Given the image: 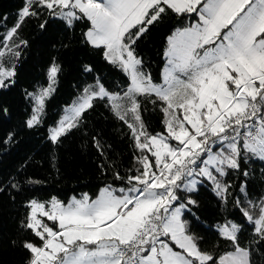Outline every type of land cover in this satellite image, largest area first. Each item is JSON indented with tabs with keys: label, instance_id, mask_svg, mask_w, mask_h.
I'll use <instances>...</instances> for the list:
<instances>
[{
	"label": "snow or ice",
	"instance_id": "snow-or-ice-1",
	"mask_svg": "<svg viewBox=\"0 0 264 264\" xmlns=\"http://www.w3.org/2000/svg\"><path fill=\"white\" fill-rule=\"evenodd\" d=\"M39 8L68 26L86 20L85 42L102 50L128 78L121 92L109 91L99 78L87 84L51 128V142L58 144L78 128L94 101L107 100L127 123L140 154L133 174L114 172L126 187L106 185L95 199L84 194L67 203L55 196L28 201L21 226L40 243L22 241L29 253L26 264H255L257 246H264V197L259 203L247 200L241 186L248 206L240 207L239 198L235 203L253 226V239L242 246L243 225L226 222L220 235L232 250L217 257L200 247L201 238L184 218L197 201L189 195L182 202L180 193L196 192L203 178L226 200L231 185L223 178L230 171L247 176L242 165L251 158L264 161V0H25L16 24L3 36L0 88L15 83V63L6 66L5 58L20 57L27 41L18 30L25 19L39 15ZM169 14H195L196 20L166 37V61L157 83L136 45ZM61 70L54 61L48 86L28 93L35 100L29 128L42 123ZM84 71L91 72V66ZM145 99L159 107L164 132L148 131ZM96 146L103 151L98 141ZM256 208L253 214L250 209Z\"/></svg>",
	"mask_w": 264,
	"mask_h": 264
},
{
	"label": "trees",
	"instance_id": "trees-1",
	"mask_svg": "<svg viewBox=\"0 0 264 264\" xmlns=\"http://www.w3.org/2000/svg\"><path fill=\"white\" fill-rule=\"evenodd\" d=\"M24 4L25 0H0V47L4 33L16 24ZM37 11L39 15L25 19L18 30L19 38L27 41V46L21 45L20 57L5 58L6 66L15 63V83L0 88V188L4 189L0 192V264H26L29 253L21 246L22 241L40 243L30 230L21 226L28 212V201H48L55 196L67 203L73 195L87 194L95 198L109 184L126 187V182L114 178V172L118 171L121 176L133 174L131 170L138 167L136 156L140 154L127 123L118 119L107 100L94 101V107L85 113L78 128L62 137L58 144L51 142L49 129L87 84L99 78L109 91L121 92L127 88L128 78L104 58L102 50L85 42L86 20L68 26L46 8ZM195 20V14L190 17L169 14L137 42L136 52L155 82H161L165 66L166 37L175 27ZM45 21L47 24L41 28ZM54 61L62 69L56 90L46 100L42 123L29 128L26 121L33 114V100L28 93L48 85V69ZM85 66H91L92 71L85 72ZM142 107L148 131L164 132L159 107L146 99ZM242 168L248 172L247 176L241 171H230L223 178L231 185L226 200L203 178L196 192L180 193L182 202L189 195L197 201L196 206H189L184 218L189 222L190 231L201 238L200 247L217 257L232 250L230 242L220 235L218 225L242 224V246L253 239V226L235 202L239 198L240 207H247V200L259 203L264 197V161L251 158ZM242 185L246 188L247 200L241 193ZM250 211L258 214V208ZM257 247L259 252L254 253L253 260L255 264H264V255H261L264 246Z\"/></svg>",
	"mask_w": 264,
	"mask_h": 264
},
{
	"label": "rangeland",
	"instance_id": "rangeland-1",
	"mask_svg": "<svg viewBox=\"0 0 264 264\" xmlns=\"http://www.w3.org/2000/svg\"><path fill=\"white\" fill-rule=\"evenodd\" d=\"M48 82H49V78H48ZM94 83H95V82H94ZM92 84H93V83H92ZM47 86H48V85H46L45 87H47ZM41 88H42V87H41ZM41 88H38V89L36 90L35 93H37ZM79 96H80V95H79ZM79 96H78V97H79ZM31 97H32V96H31ZM78 97H77V98H78ZM77 98H76L74 101H76ZM32 100H33V108H34V106H35V100H34L33 97H32ZM74 101H73V102H74ZM72 104H73V103H72ZM72 104H70V105H72ZM70 105H69V106H70ZM69 106H67V107L65 108V110H64L62 116L59 118V120L63 117V115L65 114V111L69 108ZM59 120H58V121H59ZM57 123H58V122H57ZM57 123H56V124H57ZM55 126H56V125L52 126L51 128H53V127H55ZM51 128H50L49 131H48V136H49V137H50V130H51ZM200 179H201V178H200ZM104 187H105V186H104ZM104 187H102V188H104ZM102 188H101V189H102ZM115 188H119V187H115ZM99 193H100V192H99ZM83 195H84V194H81V195H78V196L73 195V196H71V198H72V197H76L77 199H79V198H80L81 196H83ZM98 195H99V194H98ZM98 195H97V196H98ZM97 196H96V197H97ZM96 197H95V198H96ZM71 198H70L69 200H71ZM95 198H92V199H95ZM48 223H49L50 225H52V222H48ZM223 225H224V224H223ZM221 226H222V225H218V226H217V229H218L219 232H220V227H221Z\"/></svg>",
	"mask_w": 264,
	"mask_h": 264
}]
</instances>
